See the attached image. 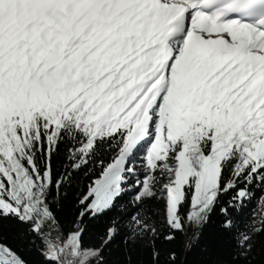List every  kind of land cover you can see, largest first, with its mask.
Masks as SVG:
<instances>
[{
  "label": "snow or ice",
  "instance_id": "1",
  "mask_svg": "<svg viewBox=\"0 0 264 264\" xmlns=\"http://www.w3.org/2000/svg\"><path fill=\"white\" fill-rule=\"evenodd\" d=\"M0 264H264V0H0Z\"/></svg>",
  "mask_w": 264,
  "mask_h": 264
},
{
  "label": "trees",
  "instance_id": "2",
  "mask_svg": "<svg viewBox=\"0 0 264 264\" xmlns=\"http://www.w3.org/2000/svg\"><path fill=\"white\" fill-rule=\"evenodd\" d=\"M193 231H194V229H193ZM188 240H189V233L186 232V233L180 238V240L177 241V243H181V242H183V243H187Z\"/></svg>",
  "mask_w": 264,
  "mask_h": 264
}]
</instances>
